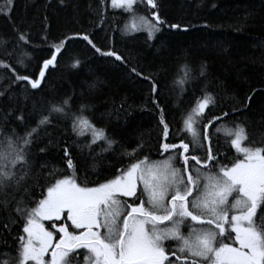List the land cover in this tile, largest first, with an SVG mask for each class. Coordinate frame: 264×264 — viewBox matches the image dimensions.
<instances>
[{
	"label": "snow or ice",
	"instance_id": "obj_1",
	"mask_svg": "<svg viewBox=\"0 0 264 264\" xmlns=\"http://www.w3.org/2000/svg\"><path fill=\"white\" fill-rule=\"evenodd\" d=\"M12 5L0 0V15L11 20ZM158 7L157 0H96L89 10L91 23L106 32H146L151 40L162 28L188 30L162 18ZM116 17L122 27L109 23ZM47 20L39 45L16 26L11 38L0 37V81H7L0 83V98L8 101L0 107V235L15 241L11 251L0 250V264H264V137L250 139L237 115L264 88H251L229 111L218 107L205 64L179 65L172 81L179 116L170 122L153 74L97 47L88 29L50 40ZM76 39L147 82L158 128L156 158L142 138L134 147L114 139L96 125L90 105L73 106L70 96L46 108L33 102L26 111L29 88H40ZM28 47L48 49L31 74L17 67L32 60ZM79 64L74 58L70 66ZM197 85L199 95L194 91L191 104L182 107L185 92ZM53 151L62 154L59 165L48 159ZM105 154L118 164L108 178L92 181L89 170L95 173L110 158Z\"/></svg>",
	"mask_w": 264,
	"mask_h": 264
},
{
	"label": "trees",
	"instance_id": "obj_2",
	"mask_svg": "<svg viewBox=\"0 0 264 264\" xmlns=\"http://www.w3.org/2000/svg\"><path fill=\"white\" fill-rule=\"evenodd\" d=\"M95 3L96 0H65V4L60 5L58 0H13L11 20L0 15V37L11 38L14 35L12 28L16 26L29 30L33 42L39 45L41 35L45 34V16L48 18L46 34L50 40L61 34L88 29L97 47L113 49L138 70L153 74L160 84L159 102L170 122L179 116L172 84L179 65L187 63L198 69L201 63L205 64L213 85L210 90L218 94V107L223 106L229 111L251 88H264V0H157V11L162 18L169 23L187 25L188 30L162 28L151 40H146V32L122 34L116 28L108 32L95 28L89 10V5L95 7ZM140 13L144 14L143 8ZM241 22L244 26L237 30ZM109 23L122 27L124 20L116 17ZM205 24L209 26L204 27ZM25 50L33 58L31 61L25 58L27 67H17L20 72L31 74L48 49L28 47ZM74 58L80 61L77 68L70 66ZM198 88L199 85L196 89L188 88L180 101L182 107L191 104L194 91L199 95ZM65 95L72 98L73 106L90 105L89 114L96 125L122 144L134 147L142 138L146 143L145 151L156 158L158 128L151 105L147 103L148 84L131 75L124 64L95 53L82 40L69 41L62 58L58 57L57 67L49 69L40 88H29V99L24 101L28 106L26 111L33 102L38 109L46 108L50 101H58ZM7 106L8 101L0 98V107ZM237 115L247 125L250 139L259 141L264 137V95L257 91L249 108ZM50 132L56 134L51 129ZM73 139L69 136L68 143L73 151L79 152L71 144ZM105 155L110 158L98 164L95 173L89 170L92 181L108 178L111 166L118 164L115 156ZM61 156L53 151L48 159L59 165ZM40 160L37 155V165ZM80 163L85 165L84 160ZM36 191L38 193L39 189ZM14 246L12 236L0 235V250L11 251Z\"/></svg>",
	"mask_w": 264,
	"mask_h": 264
},
{
	"label": "rangeland",
	"instance_id": "obj_3",
	"mask_svg": "<svg viewBox=\"0 0 264 264\" xmlns=\"http://www.w3.org/2000/svg\"><path fill=\"white\" fill-rule=\"evenodd\" d=\"M140 15H141V13H140ZM47 223H48V222H45L46 225H47ZM185 231H186V230H185Z\"/></svg>",
	"mask_w": 264,
	"mask_h": 264
}]
</instances>
